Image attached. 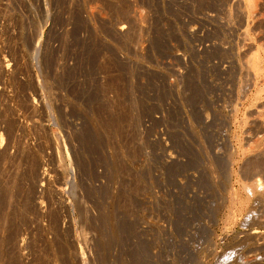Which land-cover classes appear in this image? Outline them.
Instances as JSON below:
<instances>
[{"label":"rangeland","instance_id":"374dc122","mask_svg":"<svg viewBox=\"0 0 264 264\" xmlns=\"http://www.w3.org/2000/svg\"><path fill=\"white\" fill-rule=\"evenodd\" d=\"M257 45L264 0H0V264H264Z\"/></svg>","mask_w":264,"mask_h":264},{"label":"bare ground","instance_id":"6f19581e","mask_svg":"<svg viewBox=\"0 0 264 264\" xmlns=\"http://www.w3.org/2000/svg\"><path fill=\"white\" fill-rule=\"evenodd\" d=\"M242 3H243V5H244V11H245V14H246V16H248V15H250L252 12H253V9H254V0H240ZM124 12H122V15L124 16ZM121 15V16H122ZM126 15V14H125ZM120 16V15H119ZM120 16V17H121ZM134 17V16H133ZM264 46V45H263ZM90 49V48H89ZM91 50V49H90ZM89 50V51H90ZM262 62H264V48L261 46V45H257L256 46V49H255V51H253L252 52V54L250 55V57H249V60H248V66H249V68H251L255 73H259L260 71H261V63ZM261 92V89L260 90H258V91H256V96L259 94ZM254 97H255V95H253ZM256 98V97H255ZM252 100V99H251ZM236 152V151H235ZM235 154V153H234ZM247 165V164H246ZM248 168V167H247ZM246 168V169H247ZM252 169V168H251ZM40 172V171H39ZM40 174V173H39ZM44 181V180H43ZM246 186V185H245ZM244 185H243V187H245ZM246 189L248 188H250V191L251 190H253L254 189V186L253 185H247L246 187H245ZM236 190V189H235ZM241 192V191H240ZM251 193V192H250ZM237 194V193H236ZM234 192L232 193V197H231V199H229V200H232V205H233V203L234 202H238V201H236V195ZM230 195H231V193H230ZM240 195V194H239ZM249 196V195H248ZM247 196V197H248ZM229 197V196H228ZM241 197V196H240ZM240 199V198H239ZM240 201H242V200H240ZM239 201V202H240ZM243 201H245V200H243ZM245 203V202H244ZM243 203V204H244ZM235 204V203H234ZM238 204V203H237ZM242 204V205H243ZM232 208V207H231ZM236 208H237V206H236ZM232 211V210H231ZM235 213V212H234ZM232 214V213H231ZM235 215V214H234ZM229 218V217H228ZM231 218V217H230ZM233 218V217H232ZM233 220V219H232ZM228 221H230V220H228ZM119 223V222H118ZM104 233V232H103ZM90 236V235H89Z\"/></svg>","mask_w":264,"mask_h":264},{"label":"built area","instance_id":"2783aa9c","mask_svg":"<svg viewBox=\"0 0 264 264\" xmlns=\"http://www.w3.org/2000/svg\"><path fill=\"white\" fill-rule=\"evenodd\" d=\"M70 1H74V0H70ZM70 3V2H69ZM78 3V2H77Z\"/></svg>","mask_w":264,"mask_h":264}]
</instances>
